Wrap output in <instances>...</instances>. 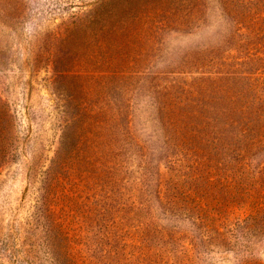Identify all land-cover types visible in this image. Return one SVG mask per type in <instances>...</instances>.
I'll return each mask as SVG.
<instances>
[{
  "label": "rangeland",
  "instance_id": "rangeland-1",
  "mask_svg": "<svg viewBox=\"0 0 264 264\" xmlns=\"http://www.w3.org/2000/svg\"><path fill=\"white\" fill-rule=\"evenodd\" d=\"M0 101V264H264V0H0Z\"/></svg>",
  "mask_w": 264,
  "mask_h": 264
},
{
  "label": "trees",
  "instance_id": "trees-1",
  "mask_svg": "<svg viewBox=\"0 0 264 264\" xmlns=\"http://www.w3.org/2000/svg\"><path fill=\"white\" fill-rule=\"evenodd\" d=\"M140 16L139 12H134L121 15L111 20L109 19V15H105L104 13L94 15L90 23L94 24L96 28L94 44L97 51L96 57H99L101 67L113 59L116 54L120 53L122 51V49H120L121 47H127L126 45L128 41H130L131 35L136 30L137 24L140 23ZM195 89L202 97L199 101L200 105L196 108L190 105L178 107V115L182 117V120L186 121V123L187 121H192L197 124H207L208 121L205 119H207L208 114V102L204 99L208 90L207 78H202ZM186 106L190 108H186ZM9 124H11L10 115L0 101V126L2 130L9 127Z\"/></svg>",
  "mask_w": 264,
  "mask_h": 264
}]
</instances>
